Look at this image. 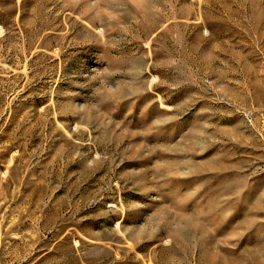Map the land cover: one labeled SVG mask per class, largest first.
Wrapping results in <instances>:
<instances>
[{"label": "rangeland", "instance_id": "obj_1", "mask_svg": "<svg viewBox=\"0 0 264 264\" xmlns=\"http://www.w3.org/2000/svg\"><path fill=\"white\" fill-rule=\"evenodd\" d=\"M0 264H264V0H0Z\"/></svg>", "mask_w": 264, "mask_h": 264}]
</instances>
